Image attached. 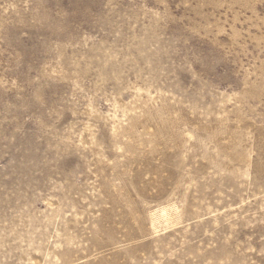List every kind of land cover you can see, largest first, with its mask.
I'll list each match as a JSON object with an SVG mask.
<instances>
[{
	"label": "rangeland",
	"instance_id": "374dc122",
	"mask_svg": "<svg viewBox=\"0 0 264 264\" xmlns=\"http://www.w3.org/2000/svg\"><path fill=\"white\" fill-rule=\"evenodd\" d=\"M0 264H264V0H0Z\"/></svg>",
	"mask_w": 264,
	"mask_h": 264
}]
</instances>
